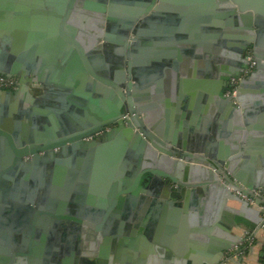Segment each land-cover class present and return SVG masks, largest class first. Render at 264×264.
Listing matches in <instances>:
<instances>
[{
  "label": "water",
  "instance_id": "1",
  "mask_svg": "<svg viewBox=\"0 0 264 264\" xmlns=\"http://www.w3.org/2000/svg\"><path fill=\"white\" fill-rule=\"evenodd\" d=\"M93 3L86 29L90 15L74 9ZM72 20L80 29L66 26ZM108 41L116 44L105 55ZM0 75L19 81L0 89V169L28 171L51 156L65 197L50 198L45 222L14 218V236L0 235V264H99L126 231L138 232V202L160 198L176 222L205 190L213 213L195 230L211 232L209 264L233 259L258 226L238 234L218 219L226 204L257 208L264 222V0H0ZM193 98L214 118L215 146L200 143L204 128L172 132V115ZM193 169L199 180L186 183ZM93 195L108 206L92 208ZM129 247L135 255L139 246Z\"/></svg>",
  "mask_w": 264,
  "mask_h": 264
},
{
  "label": "crops",
  "instance_id": "2",
  "mask_svg": "<svg viewBox=\"0 0 264 264\" xmlns=\"http://www.w3.org/2000/svg\"><path fill=\"white\" fill-rule=\"evenodd\" d=\"M93 4L94 5L91 4L90 8L87 9L80 5L76 6L77 8L74 9V13L90 15L88 23L84 25L86 29H88V26L92 22L91 14L94 16V12L96 11L95 3ZM157 5H161V2L158 1ZM185 7L186 14L188 15L196 11H193L194 8L191 5H187ZM45 9V11H49L48 8ZM170 10L171 12H174L173 8ZM62 12H64L63 8ZM199 12L203 13L204 11L199 10ZM205 12L207 11L205 10ZM68 25L72 28L74 27L75 29H80L79 26H81L79 23H77V21L73 20L66 26ZM44 47L46 48L47 46L44 45ZM111 53L113 54L114 52L111 51ZM38 60L39 58H37L36 62ZM203 75L204 74H200L199 78H203ZM200 93H204L205 95V91L201 92V89L198 90V94ZM193 99L195 101L194 103L186 100L184 105H187V108L182 109V115L184 114L183 116H181V114L179 115V117L176 114L172 115L171 121L172 123H174L173 125L170 122L172 132L177 135H183V137L188 134V136L190 137L191 134L195 135L193 128L198 130L204 128L206 131L199 134V136L201 137L200 143H202L206 147L212 145L215 146V143L209 140V136L212 134V132H209L207 130L211 129V127H214V123L212 122L214 118L213 116H209V114H205L202 115V120V116L199 111L204 106L202 107L201 105H196L195 103L197 102V99ZM197 114L200 115L199 120H194L193 117H197ZM189 127H191L192 130ZM223 132L227 134L230 133L227 131ZM198 173L199 172L195 169L191 170V173L185 176L186 183H196L199 180L198 176H200V174ZM176 186V184H173V187ZM206 193L210 196L212 195L211 190H205L203 194L199 193L196 198H192V200H190V202L188 203L189 212H184L183 210V212L179 216L180 219H177L176 222L174 221L176 217L171 216V209H167V207L165 208L164 206L158 204L160 198H158L157 203H143L142 205L140 202H138L136 207L137 213L135 216L137 222L134 223V227L136 230H138V232L134 233V235L126 231L125 234L121 236L122 247L119 248L118 245L117 247L116 245L109 246V250L105 259H101L100 261H98L100 262L99 264H146L148 260H150L151 264H154L155 256L157 257L158 264H204V262L206 264H209V260L205 257L206 254H209L207 251V247L211 245V242L209 241L211 240V232L209 233V231H206L203 232V234H199L195 230L196 228H202V224L205 220V214L210 215L211 218L213 213V210L211 212V209H209V204L213 203L210 200L209 195H207ZM203 195H206L204 202L200 200L204 197ZM93 196L91 198L92 203H90L92 208L108 206L109 203H107V205H104V203L99 199L98 196V198L96 196ZM100 197H102V195H100ZM184 203L185 201H183V204ZM213 206H215V204ZM213 206L211 208L214 209ZM182 207L183 206H181L180 208ZM231 207L232 208H228V204H226L223 210L224 213H222V217H218V219L222 220L224 217L225 219L223 220H225V223H227L231 228H234V230L237 231L238 234L241 235V233L245 232V228L251 226L249 225V223L251 224L257 222L258 226L255 227L253 231L246 233L242 241L234 247V249L241 248L240 251L236 253L233 259L225 261L224 264H261L262 260H264V222L262 220L257 221V208L248 209L243 207L242 203L236 202L234 204H231ZM260 207L262 208V206ZM219 220L213 221V219H211L210 222L212 221L211 223H213L214 225H218ZM169 226L175 228L176 231L174 233H170L167 230ZM197 235H199V237H197L198 243L192 240L196 239ZM204 236H206L208 240L205 241L201 238ZM224 237L225 235H223L222 237L215 236L214 239L221 240V238ZM131 244L133 246H139L136 247L137 252L135 255H133V253L129 251V246H131ZM146 245H150V248H153L154 254L151 253V251L148 253H145L142 250L140 251V249L146 248ZM226 254H228V252Z\"/></svg>",
  "mask_w": 264,
  "mask_h": 264
},
{
  "label": "flooded vegetation",
  "instance_id": "3",
  "mask_svg": "<svg viewBox=\"0 0 264 264\" xmlns=\"http://www.w3.org/2000/svg\"><path fill=\"white\" fill-rule=\"evenodd\" d=\"M115 44V42L108 41V53L103 54L110 55V51L114 52ZM99 46L102 47V43ZM241 79L242 77L239 81ZM41 155L44 154L41 153ZM46 158L47 161L45 159L37 161L28 171L0 169V235L8 234L12 230L14 236L16 229L14 222L19 215L29 218L38 217L37 220L45 222L51 211L48 206L51 202L50 198H56V201L65 199L64 191L59 190L63 182H59L57 178L63 166L57 163V159L53 160L54 165L51 166L52 157ZM65 167L62 171H65ZM26 206L32 209L29 210L28 207L25 208ZM56 209L53 210L54 213H57ZM22 258L26 264L30 260L29 257Z\"/></svg>",
  "mask_w": 264,
  "mask_h": 264
},
{
  "label": "built area",
  "instance_id": "4",
  "mask_svg": "<svg viewBox=\"0 0 264 264\" xmlns=\"http://www.w3.org/2000/svg\"><path fill=\"white\" fill-rule=\"evenodd\" d=\"M249 58H251L253 55L251 52L248 53ZM255 65V62L251 61L249 69L246 71L245 76L249 74V72L253 69ZM239 78H233L231 81V87L233 90V93H236L238 86H239ZM19 86V81L15 77H6L3 75H0V89L3 90H17ZM256 193H259L256 191ZM244 199L250 201L251 204H255V201L249 197L243 196ZM264 208V206H262ZM263 218H264V213H263ZM252 242V240H251Z\"/></svg>",
  "mask_w": 264,
  "mask_h": 264
},
{
  "label": "trees",
  "instance_id": "5",
  "mask_svg": "<svg viewBox=\"0 0 264 264\" xmlns=\"http://www.w3.org/2000/svg\"><path fill=\"white\" fill-rule=\"evenodd\" d=\"M261 264H264V260H262Z\"/></svg>",
  "mask_w": 264,
  "mask_h": 264
}]
</instances>
